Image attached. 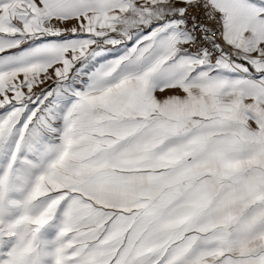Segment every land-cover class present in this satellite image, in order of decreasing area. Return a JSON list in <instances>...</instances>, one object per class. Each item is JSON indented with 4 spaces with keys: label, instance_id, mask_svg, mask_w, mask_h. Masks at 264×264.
Returning a JSON list of instances; mask_svg holds the SVG:
<instances>
[{
    "label": "snow or ice",
    "instance_id": "obj_1",
    "mask_svg": "<svg viewBox=\"0 0 264 264\" xmlns=\"http://www.w3.org/2000/svg\"><path fill=\"white\" fill-rule=\"evenodd\" d=\"M0 264H264V0H0Z\"/></svg>",
    "mask_w": 264,
    "mask_h": 264
}]
</instances>
